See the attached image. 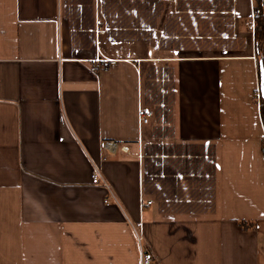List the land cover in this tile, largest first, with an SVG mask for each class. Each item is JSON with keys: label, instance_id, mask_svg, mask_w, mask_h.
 <instances>
[{"label": "crops", "instance_id": "crops-1", "mask_svg": "<svg viewBox=\"0 0 264 264\" xmlns=\"http://www.w3.org/2000/svg\"><path fill=\"white\" fill-rule=\"evenodd\" d=\"M250 13L249 0H0V264L143 251L264 264ZM97 58L114 63L94 71Z\"/></svg>", "mask_w": 264, "mask_h": 264}, {"label": "built area", "instance_id": "built-area-1", "mask_svg": "<svg viewBox=\"0 0 264 264\" xmlns=\"http://www.w3.org/2000/svg\"><path fill=\"white\" fill-rule=\"evenodd\" d=\"M251 13L249 20L247 22V25L254 30L255 27V20L260 14V9L257 7L256 0H249ZM101 23L100 20H96V24L99 25ZM97 32L102 33L103 30L98 27ZM113 60H104L102 58H97L93 62H91V69L94 71H98L101 69L106 68L109 64H113ZM258 68V65H257ZM260 85L257 84L255 91H254V99L257 103V106H259V100H260ZM152 116V111L148 107H140L139 108V119L142 124H147ZM264 128V127H263ZM104 147L110 150H114L117 147V143L114 141H107L104 143ZM120 150L127 151L128 147L126 145H121ZM263 156H264V129H263ZM90 182L95 185H102L106 188L108 191L107 197L104 199V203L108 204L109 202L113 201L117 203V198L115 197L114 193L110 189L109 185L107 184V181L103 177L100 169L96 166L92 167L91 175H90ZM151 201H147L146 204H150ZM137 241H141L140 235L137 234ZM141 264H158V261L153 257L152 253L150 252H141Z\"/></svg>", "mask_w": 264, "mask_h": 264}, {"label": "trees", "instance_id": "trees-1", "mask_svg": "<svg viewBox=\"0 0 264 264\" xmlns=\"http://www.w3.org/2000/svg\"><path fill=\"white\" fill-rule=\"evenodd\" d=\"M256 3H257V7L260 9V14L255 20L254 47H255V54L257 57V61H258V67H259V63H261V66L264 72V0H256ZM258 76H259V73H258ZM259 112H260V117H261L262 124L264 127V83H263V92L260 94ZM240 224L244 228L246 227L245 224H247V226H251L252 228L254 227L249 222L247 223L244 221H239V225Z\"/></svg>", "mask_w": 264, "mask_h": 264}, {"label": "water", "instance_id": "water-1", "mask_svg": "<svg viewBox=\"0 0 264 264\" xmlns=\"http://www.w3.org/2000/svg\"><path fill=\"white\" fill-rule=\"evenodd\" d=\"M258 73H259V81H260V90L261 93L263 92V83H264V72H263V68L261 66V63H259V67H258Z\"/></svg>", "mask_w": 264, "mask_h": 264}, {"label": "rangeland", "instance_id": "rangeland-1", "mask_svg": "<svg viewBox=\"0 0 264 264\" xmlns=\"http://www.w3.org/2000/svg\"><path fill=\"white\" fill-rule=\"evenodd\" d=\"M259 85H260V83H259Z\"/></svg>", "mask_w": 264, "mask_h": 264}]
</instances>
